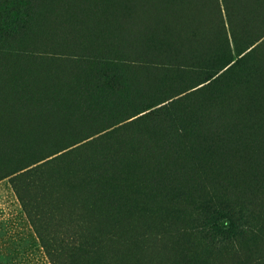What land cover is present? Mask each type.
<instances>
[{
    "label": "rangeland",
    "instance_id": "1",
    "mask_svg": "<svg viewBox=\"0 0 264 264\" xmlns=\"http://www.w3.org/2000/svg\"><path fill=\"white\" fill-rule=\"evenodd\" d=\"M104 4L0 0V264H264V0Z\"/></svg>",
    "mask_w": 264,
    "mask_h": 264
},
{
    "label": "trees",
    "instance_id": "2",
    "mask_svg": "<svg viewBox=\"0 0 264 264\" xmlns=\"http://www.w3.org/2000/svg\"><path fill=\"white\" fill-rule=\"evenodd\" d=\"M65 131V130H64ZM64 133L58 134V135H62ZM56 135V136H58ZM208 153L210 156H215V153L213 151H205V153ZM180 173H177L176 176H179ZM118 183H120V179L113 177L110 178V181H108L105 185L104 191L105 194L104 196L101 195L102 198L107 199L106 202H108L111 205H115L118 209L119 206L121 204H125L128 202L129 197L131 196H124V194H119L112 191L113 187H115L116 185H118ZM163 186V183H162ZM54 240V245L56 250L59 252L60 255L63 256L62 259L60 260H56L53 255L51 257V259L53 260V264H66V262L68 261V259L72 256V255H76L78 253H81L83 249H85L84 245L81 244V242L77 239H75L74 237H63V236H55L53 238ZM54 248V249H55ZM79 264H100L99 262H95L94 259H80L78 260ZM146 262H142V264H145Z\"/></svg>",
    "mask_w": 264,
    "mask_h": 264
},
{
    "label": "bare ground",
    "instance_id": "3",
    "mask_svg": "<svg viewBox=\"0 0 264 264\" xmlns=\"http://www.w3.org/2000/svg\"><path fill=\"white\" fill-rule=\"evenodd\" d=\"M133 0H105V6H107V12L105 14V19L107 20H115L117 18H121V17H127L128 15L131 14V10L133 9L131 7L130 3H132ZM145 8V7H144ZM105 8H103L102 10H104ZM121 12V13H119ZM110 13H112V17L110 16ZM94 15V14H92ZM99 21V18L94 15L91 18V22L92 23H96Z\"/></svg>",
    "mask_w": 264,
    "mask_h": 264
}]
</instances>
